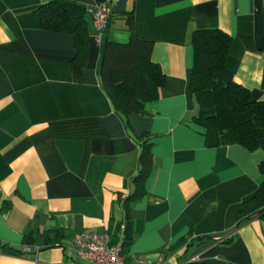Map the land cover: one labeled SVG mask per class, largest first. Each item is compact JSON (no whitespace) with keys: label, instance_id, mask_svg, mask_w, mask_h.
Masks as SVG:
<instances>
[{"label":"crops","instance_id":"crops-1","mask_svg":"<svg viewBox=\"0 0 264 264\" xmlns=\"http://www.w3.org/2000/svg\"><path fill=\"white\" fill-rule=\"evenodd\" d=\"M50 1L0 0V264H92L72 245L83 231L121 242L145 141L153 167L145 195L129 203L126 260L164 254L167 264H264V215L252 212L237 225L264 180V139L255 151L209 146L193 120L199 105L191 91L193 33L219 28L232 37L227 66L235 80L264 100V0H72L90 9L107 3L112 12L100 40L87 13L82 80L72 67L75 35L41 26L39 8ZM132 32L153 42L165 82L145 112L125 115L100 70L105 42H127ZM31 230L65 237L25 251Z\"/></svg>","mask_w":264,"mask_h":264},{"label":"trees","instance_id":"trees-1","mask_svg":"<svg viewBox=\"0 0 264 264\" xmlns=\"http://www.w3.org/2000/svg\"><path fill=\"white\" fill-rule=\"evenodd\" d=\"M90 10L88 6L72 0H52L39 8L44 29L75 35L77 52L72 59V67L80 80L88 60L91 19L87 13L92 15ZM192 41L195 56L191 91L199 105L193 120L205 128L207 144L221 146L237 143L251 151L257 150L264 139V100H255L251 90L239 84L228 68L231 35L219 28L199 29L193 33ZM247 43L250 44L249 40ZM152 51L153 42L142 39L134 32L127 42L107 40L104 44L100 70L102 84L115 108L125 115L145 112V104L156 100L159 87L164 85L165 74L153 61ZM140 163L141 169L133 179V191L125 199L127 220L125 236L121 241L123 254L134 238L129 203L145 195V182L153 167L151 143L148 141L143 144ZM259 168L264 175V161ZM252 212L264 215V180L256 194L243 203L237 225L248 221ZM64 237L60 230L53 233L31 230L24 234V244L48 247L61 244ZM228 238L223 241H229ZM182 264L210 263L187 261Z\"/></svg>","mask_w":264,"mask_h":264},{"label":"built area","instance_id":"built-area-1","mask_svg":"<svg viewBox=\"0 0 264 264\" xmlns=\"http://www.w3.org/2000/svg\"><path fill=\"white\" fill-rule=\"evenodd\" d=\"M98 31L99 40L106 31L110 18L109 4H99L90 10ZM72 245L77 254L92 264H167L163 254L157 259H137L133 262L126 260L121 242H114L112 235L107 231H83L74 235ZM25 251H37L39 246L25 245Z\"/></svg>","mask_w":264,"mask_h":264}]
</instances>
